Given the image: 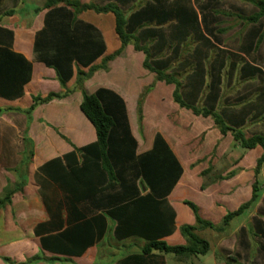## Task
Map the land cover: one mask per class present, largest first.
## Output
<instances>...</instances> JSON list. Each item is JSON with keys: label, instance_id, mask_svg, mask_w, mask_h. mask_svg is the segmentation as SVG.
Here are the masks:
<instances>
[{"label": "crops", "instance_id": "0c3cea01", "mask_svg": "<svg viewBox=\"0 0 264 264\" xmlns=\"http://www.w3.org/2000/svg\"><path fill=\"white\" fill-rule=\"evenodd\" d=\"M34 1L0 0V107L14 108L0 114V195L20 182L15 168L23 151L27 158L28 147L32 150L23 167L22 189L0 207V264H17L35 254L58 259L34 264H264V165L257 175L255 171L263 146L244 148L232 130L222 133L213 116L176 103L175 85L156 80V73L143 65L144 52L132 43L83 86L88 93L108 88L123 99L135 156L164 143L179 163L182 171L164 195L174 211L175 227L161 239L171 245L186 242L180 226L193 224L195 216L184 200L196 203L202 218L220 224L227 212L251 198L256 180L257 199L223 230L199 231L210 244L205 254L182 258L158 250L144 254L145 239L114 236L117 223L105 211L116 202L111 198L122 193L116 181L100 189L105 205L95 207L91 199L76 195L78 171L93 159L82 147L97 139L80 108L77 69L86 71L100 63L120 41L109 50L105 31L111 30V23L106 25L105 19L112 12H76L64 2L38 11L45 0ZM79 1L116 3L126 16L145 11L151 21L138 29L141 44L150 46L153 59L167 63V72L177 74L184 100L214 110L246 138L264 137V15L249 19L259 11L251 0ZM152 30L156 34L150 37ZM63 65L73 70L65 86L55 69ZM150 84L139 124L138 98ZM66 90L65 97L37 105L30 118L24 112L32 96ZM25 137L31 142L27 148ZM130 166L131 161L125 163L128 177ZM138 187L140 194L150 190L141 183ZM97 214L104 215V229L95 228L82 244L73 229ZM109 239L116 244L100 251Z\"/></svg>", "mask_w": 264, "mask_h": 264}, {"label": "trees", "instance_id": "16d2710c", "mask_svg": "<svg viewBox=\"0 0 264 264\" xmlns=\"http://www.w3.org/2000/svg\"><path fill=\"white\" fill-rule=\"evenodd\" d=\"M259 11L254 13L249 19L257 20L261 15H264V0H251ZM59 2H64L73 7L74 11L93 9L96 12H112L115 21V33L120 41L117 49L111 53L104 55L101 62L91 64L88 70L77 69L76 87L82 91V100L80 108L86 117L92 122L95 127L97 139L95 142L82 147L85 156L91 155L93 159H89L84 163V168L79 169V186L76 190V195L85 199H91L93 206L105 205L106 201L100 192L101 187L108 185L106 183L116 181L118 186L122 188V193L118 192L114 195L110 202L116 201L107 208L105 216L116 221L113 233L118 240L125 239L129 236H137L146 240L142 247V253L148 254L154 250L164 253H173L179 257L187 258L192 255L205 254L209 248V241L203 238L199 231L202 229H213L221 231L225 228L228 222L236 215L243 212L244 209L257 199V180L253 184V193L251 198L242 203L237 209L229 211L225 214L220 224L202 218L199 214V207L196 203L190 200H184V203L190 208L195 216L193 224H182L180 231L186 242L184 244L171 245L161 239L163 235L170 233L174 225V211L168 205L164 198L166 193L172 188L178 179L182 169L166 144L154 143L152 149L148 152L135 156L134 150L136 142L131 136L128 128L126 111L123 99L114 91L100 87L93 93H88L84 89L83 82L87 77H90L97 69H108L107 63L118 56L125 45L132 43L137 50H142L145 54L143 65L148 70L155 72L156 80H162L166 83H173L175 89L173 91V99L182 107L190 108L195 114L203 116L211 115L215 119L222 133L227 130H232L236 139H239L240 144L244 148H251L260 144L264 148V137L254 135L246 138L241 130L230 128L226 125L223 119L212 109L199 107L186 102L181 95L180 89L182 82L176 73L166 71L167 63L153 59L151 48L149 45L141 44V37L138 35V29L145 25L151 18H147L145 11H138L134 15L126 16L125 12L116 3L98 4L94 2L81 3L79 0H45L42 8L51 7ZM9 10L8 12H11ZM166 15V20H167ZM153 37L156 32L152 30L147 33ZM103 52V44L101 52ZM97 57V56H95ZM88 65V64H87ZM57 77L61 85L65 86L66 82L72 77L73 70L69 65L56 66ZM153 84L146 86L140 93L137 104L138 122L142 121V104L146 93L152 88ZM69 90L56 92L50 91L44 95L38 94L32 96L31 105L24 110L28 118L34 108L55 98H62L68 95ZM14 109L13 107H0V114L6 110ZM159 140V135L156 140ZM24 143L30 145V140L24 138ZM28 157L25 158V150L18 168H15L20 175V182L14 187L6 189L0 195V207H4L10 202L12 194L21 190L26 178L23 176V167L29 163L32 150L27 149ZM54 161L60 162L59 158ZM131 161V176H126L125 163ZM264 165V151L257 160L255 168L256 175L260 167ZM126 174V175H125ZM82 183V184H81ZM149 187V192L140 194L139 184ZM163 195L157 198L156 195ZM120 201V199L124 198ZM104 215L97 214L92 219L77 225L73 230L79 231L78 238L82 239V244L89 242L88 237L95 234L96 230L103 231ZM6 261L10 258L4 257ZM58 258H44L38 254L31 256L23 262L17 264H34L41 260L55 261Z\"/></svg>", "mask_w": 264, "mask_h": 264}, {"label": "rangeland", "instance_id": "374dc122", "mask_svg": "<svg viewBox=\"0 0 264 264\" xmlns=\"http://www.w3.org/2000/svg\"><path fill=\"white\" fill-rule=\"evenodd\" d=\"M36 2L33 0V2H27L28 5H31V4H35ZM110 21V22H109ZM108 23H111V30H106L105 31V38H106V41H107V44L109 46V50L111 51V49H113L115 43L118 41V38H117V35L114 31V19H113V15H109L108 19L106 18L105 19V24L108 25ZM116 242L113 240V239H109L107 240L106 242L102 243V245L100 246V251L101 250H104L106 248H109V246H113L115 245ZM115 247H119L118 245L115 246ZM100 258H98L99 260Z\"/></svg>", "mask_w": 264, "mask_h": 264}]
</instances>
